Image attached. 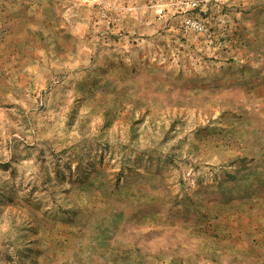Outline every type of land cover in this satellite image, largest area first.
<instances>
[{
	"label": "rangeland",
	"instance_id": "obj_1",
	"mask_svg": "<svg viewBox=\"0 0 264 264\" xmlns=\"http://www.w3.org/2000/svg\"><path fill=\"white\" fill-rule=\"evenodd\" d=\"M257 24L264 0H0V264H264Z\"/></svg>",
	"mask_w": 264,
	"mask_h": 264
},
{
	"label": "built area",
	"instance_id": "obj_2",
	"mask_svg": "<svg viewBox=\"0 0 264 264\" xmlns=\"http://www.w3.org/2000/svg\"><path fill=\"white\" fill-rule=\"evenodd\" d=\"M197 4L195 1H192L190 3V7L191 8H196ZM185 24H187L188 26H190L193 30L195 31H202L203 30V26L201 25V23L199 21H191V20H186Z\"/></svg>",
	"mask_w": 264,
	"mask_h": 264
},
{
	"label": "crops",
	"instance_id": "obj_3",
	"mask_svg": "<svg viewBox=\"0 0 264 264\" xmlns=\"http://www.w3.org/2000/svg\"><path fill=\"white\" fill-rule=\"evenodd\" d=\"M257 25L259 28L263 27V29H264V24H257ZM244 27H246V26H244ZM261 38L264 39V33H263V35H261Z\"/></svg>",
	"mask_w": 264,
	"mask_h": 264
}]
</instances>
